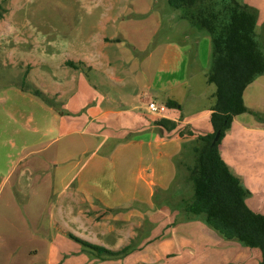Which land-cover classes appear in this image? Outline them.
Segmentation results:
<instances>
[{"label": "rangeland", "instance_id": "obj_1", "mask_svg": "<svg viewBox=\"0 0 264 264\" xmlns=\"http://www.w3.org/2000/svg\"><path fill=\"white\" fill-rule=\"evenodd\" d=\"M243 1L257 10L256 31L260 32L261 25L264 24V0ZM179 15L180 11L172 9L167 0H0V153L4 154L0 156V174H13L6 178V183L0 187V215L5 213L8 216L5 221L19 220L22 216L28 221H39L43 225L50 214L45 210V205L51 202L56 206L60 202V174H64L65 170L67 174L85 173L90 168L92 174L114 172L112 165L106 164L103 167L94 158L108 152L111 149L110 144L130 139L128 130L134 127L136 122L133 118L137 115L138 118H149L150 114L142 108L135 115L132 112L126 116L107 115L99 121H89L94 109L106 108L103 103L104 95L115 97L118 92L117 86L108 79V75L113 73L112 68L106 70L96 65L104 60L100 52L109 60L116 61V65H120L122 60L130 62L146 58L155 46L167 41L188 44L193 55L189 60V89L201 97L199 108L214 103L215 87L206 82L212 54L210 37L204 32L197 33L187 20L181 19ZM156 28L157 34L147 42L144 51L140 48L133 51L135 43L144 44L145 36L149 38V32ZM123 30L126 39L120 37L119 41L107 47L101 46L102 37L110 36L115 31L123 33ZM197 54L201 62L200 67L195 62ZM67 62L72 65H67ZM124 67L127 68V65ZM128 69L130 71L134 68L131 66ZM128 74L122 72L119 75L127 79ZM19 88L29 90L34 96L36 90L45 93L44 98L53 109L52 118L47 116L45 120L46 123L49 119L52 120L53 132L44 135L36 133V126L28 121V118L34 117L38 125L44 122V116L40 113L42 105L39 97L35 99V104L27 97L18 95L15 91ZM130 90L129 87L127 91ZM152 91L144 90L138 93L146 95ZM40 99L45 101L41 97ZM11 104L19 107V113L16 116L11 115L13 117L9 116L10 112L7 111ZM260 120L261 124L264 123V117ZM12 122L20 128L16 149L8 146L12 138ZM98 122L103 123L99 125ZM198 124L207 125L208 121L201 118ZM101 126L102 130H97ZM242 132L244 135L238 136L237 146L233 149L235 165L240 169V174L234 175L251 193L252 197L246 198L248 207L251 208L250 200L253 198L256 210L262 213L264 133ZM100 141L102 143L98 146ZM188 142L190 140L183 143L181 152L175 159L176 177L173 184L165 195L161 196V191L155 190L153 209L149 212V219L164 224L151 228L152 238L166 233L171 238L166 248H159L157 239L147 244L142 243L143 238L139 235L131 240L130 247L125 252L116 257L91 252L85 256L75 254L58 257L55 264H194V257L190 256L187 250L200 253L195 256L201 258L205 254L207 257L210 247L218 248L217 251H211L213 256L210 264H258L260 252L257 249L224 239L214 229L201 223L204 222V215L196 218L199 220L196 224L185 223V226L184 222L177 223L188 215L184 210V201L192 195L188 167H192L195 162L191 150L194 143ZM24 143L41 153L36 151V154H29V150H26L27 156L22 159L20 166L14 168L16 165L12 163L13 158L9 160L6 154H17L24 147ZM29 158L37 161L55 160L57 167L52 166L50 170L51 188H47L43 180L38 178L40 172L37 171V166L28 164L34 171L33 174H36L30 182L17 176L24 174L20 167L25 166ZM136 163L132 162L130 169L136 166ZM18 181L21 192L17 190ZM98 182L104 184V179L99 178ZM10 190L14 191V203L20 207H17L16 211L10 208L4 212L3 205L10 196ZM161 198L166 204L160 202ZM174 207L177 210L173 211ZM68 208L71 212L74 209L70 199ZM73 212L75 213V210ZM55 213L58 211H51L52 215ZM183 238L194 240L197 248L183 244ZM217 241L232 242L238 249L217 247ZM55 243L60 250L64 247L59 236ZM28 245L29 248L34 247L32 244ZM78 247H81L80 243ZM160 250H168L169 255L163 256V251ZM99 256L105 257L106 260H99ZM1 258L0 263L5 264L6 258Z\"/></svg>", "mask_w": 264, "mask_h": 264}, {"label": "crops", "instance_id": "obj_2", "mask_svg": "<svg viewBox=\"0 0 264 264\" xmlns=\"http://www.w3.org/2000/svg\"><path fill=\"white\" fill-rule=\"evenodd\" d=\"M111 20L114 19H109V21ZM157 29L149 32V38L145 36L144 44L135 43L133 51L138 48L145 49L147 42L149 43L150 39L157 34ZM120 37L127 38L124 30L123 33L115 31L110 36L102 37L101 46L107 47L111 43L119 41ZM205 43H207L206 40ZM191 51L188 44L181 45L174 41H167L164 44L155 46V49L146 58L130 62L122 60L120 65H116V61L109 60L105 54L100 52V56L104 60L99 61L96 65L106 68V70L112 68L113 73L108 75V79L115 87L117 86L118 92L115 97L104 95L103 103L106 108L94 109L89 121H99L107 115L126 116L131 112L135 115L142 108L150 116L149 118L144 116L142 119L138 118L137 115L133 118L136 122L134 127L128 130L131 138L110 144L111 149L108 152L94 158L103 167L106 164L112 165L114 172L92 174L90 172L92 168H90L85 173L67 174L65 170L64 174H60V202L56 206L51 202L45 205V210H48L50 214L49 219L43 225L39 221H28L22 216L18 218L19 220L5 221L8 216L5 213L0 215V258H6L5 264H55L58 257L75 254L85 256L94 252L82 245L78 247L79 242L75 238L110 251H120L121 248L125 247L129 248L131 240L139 235L143 238L142 243L147 244L149 241L157 239L159 248L164 249V247H167L171 241L167 233L152 238L153 231L151 228L164 224L158 220L149 219V212L153 209L155 190L161 191L162 196L167 193L173 184L176 177L175 159L181 152L183 143L193 137L179 136L176 131H165L160 126L155 125V121L161 118L171 120L177 124L179 130L184 133L191 131L194 136L212 132L209 117L214 103L209 104L208 107L199 108L201 97L189 89V83L187 82L189 79V60L192 58ZM195 62L200 67L201 62L198 60V54ZM125 64L127 68L124 67ZM131 66L134 69L128 71ZM118 68H120L119 71ZM122 72L129 73V78L126 79L119 75ZM110 83L109 85H111ZM129 87L131 90L127 91ZM144 90L153 91L146 95L138 93ZM15 92L22 97H27L31 102L37 103L35 99L38 97L30 94L29 90L19 88ZM39 92L43 97L45 96V93ZM242 98L243 104L248 110L264 114V76H260L250 83L243 91ZM38 100L42 105L40 106V113L44 116V122L38 125L36 119L31 116L28 121L36 126L34 129L37 131L36 133L44 135L54 130L52 120L49 119L48 123L45 120L47 116L52 118L53 109L49 103L40 98ZM167 101L176 102L181 106V109L166 107L165 103ZM148 102L164 105L165 112L162 114L149 112L147 110ZM7 111L10 112L8 113L9 116H16L19 113V107L11 104ZM201 118L207 119L208 124H198ZM98 123L101 125L103 122ZM10 129H12V138L9 140L10 144L8 146L16 149V140L20 128L12 122ZM97 130H102V126ZM242 131L264 133V123L261 124L249 113H243L232 118L230 127L225 131L218 145V152L233 174H240L238 173L240 169L235 165V159L233 158V149L237 146L238 136L244 135ZM101 143L100 141L98 146ZM22 145L24 147L17 154L13 152L10 156L6 154L9 160L13 158L12 163L16 165L14 168L20 166L22 159L27 156L26 150H29V154L37 151V149H33L34 147H30L25 143ZM0 147H2L1 144ZM36 153H41V151ZM1 155L4 154L0 153ZM54 161L51 159L37 161L29 158L26 165L20 167L24 174H17V176L30 182L36 174H33L34 171L28 164L37 166V171L40 172L37 175L38 178L43 180V184L47 188H51L52 173H50V170L52 166L57 167ZM134 161L137 162L136 166L130 169L129 166ZM11 175L13 174H0V187L6 183V178ZM99 178L104 179V184L98 182ZM96 181L97 184H95ZM19 184L18 181V184H16L17 190L21 192ZM13 192V190H10V196L3 205L4 212L10 208L16 211V208L20 207L15 204ZM250 195L249 192V199L252 197ZM69 199L72 208H74L72 212L68 208ZM160 202L165 203L162 198ZM250 206L251 208H249L255 210L254 212L264 214V212L261 213V211L256 210L257 206L253 198L250 200ZM54 209L58 213L52 215L51 211ZM175 209L177 210L174 207L173 211ZM196 218L199 217L188 214L177 223L184 222L183 225H185V223L192 224L195 222L196 224L199 221ZM201 223L205 222L202 221ZM143 225L144 229H142ZM58 236L64 245L61 250L55 243ZM181 242L197 248L195 241L190 238H183ZM28 244H32L34 247L29 248ZM216 244L217 247H227L228 250L238 249V246L233 245L232 242L217 241ZM209 250L207 257L205 254L201 258L195 256L200 254L195 251L187 250V253L194 257V264H210L213 256L211 251H217L218 248L210 247ZM139 251L141 252V249ZM160 251H163L161 252L163 256L169 255L168 250ZM39 254H42V257ZM102 258H99V260H106L105 257Z\"/></svg>", "mask_w": 264, "mask_h": 264}, {"label": "trees", "instance_id": "obj_3", "mask_svg": "<svg viewBox=\"0 0 264 264\" xmlns=\"http://www.w3.org/2000/svg\"><path fill=\"white\" fill-rule=\"evenodd\" d=\"M167 3L172 9L179 10V17L187 20L197 33L208 34L212 47L206 74L207 83L215 87L209 117L212 132L194 136L191 131L179 130L171 120L161 118L155 121V125L165 131L193 137L188 142L194 143L191 150L195 162L188 167L192 195L184 201V210L190 216L204 215L205 224L224 239L257 249L260 252L258 264H264V214L248 207V190L218 152V145L234 116L249 113L258 121L264 117V114L248 110L242 98L245 88L256 78L264 76V24L260 32L256 31L258 12L243 0H167ZM67 65L72 64L67 62ZM35 96L48 103L38 90ZM165 105L181 109L173 101H167ZM217 130H220L219 139L211 146ZM75 239L85 248L109 257H116L128 249L110 251Z\"/></svg>", "mask_w": 264, "mask_h": 264}, {"label": "built area", "instance_id": "obj_4", "mask_svg": "<svg viewBox=\"0 0 264 264\" xmlns=\"http://www.w3.org/2000/svg\"><path fill=\"white\" fill-rule=\"evenodd\" d=\"M148 110L153 114H162L165 112V106L162 104H156L155 102L147 103Z\"/></svg>", "mask_w": 264, "mask_h": 264}, {"label": "water", "instance_id": "obj_5", "mask_svg": "<svg viewBox=\"0 0 264 264\" xmlns=\"http://www.w3.org/2000/svg\"><path fill=\"white\" fill-rule=\"evenodd\" d=\"M219 136H220V130H217L211 141V144H210L211 146H213L217 142V140L219 139Z\"/></svg>", "mask_w": 264, "mask_h": 264}]
</instances>
